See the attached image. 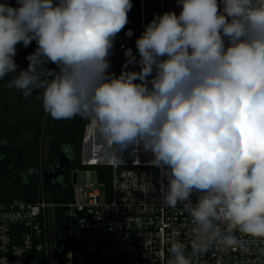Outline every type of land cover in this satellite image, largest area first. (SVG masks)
<instances>
[{"label": "clouds", "instance_id": "1", "mask_svg": "<svg viewBox=\"0 0 264 264\" xmlns=\"http://www.w3.org/2000/svg\"><path fill=\"white\" fill-rule=\"evenodd\" d=\"M16 3H0V79L14 74L9 86L39 93L54 120L79 116L116 150L153 154L163 204L192 225L168 264L264 242V0H177L179 15L154 16L136 40L138 60L125 51L124 68L140 70L119 76L109 55L132 0ZM33 41L17 72L16 45Z\"/></svg>", "mask_w": 264, "mask_h": 264}, {"label": "built area", "instance_id": "2", "mask_svg": "<svg viewBox=\"0 0 264 264\" xmlns=\"http://www.w3.org/2000/svg\"><path fill=\"white\" fill-rule=\"evenodd\" d=\"M139 5V18L128 19L109 55V72L115 75L127 49L139 59L135 42L148 24L145 0ZM170 11L179 15L177 0L157 1V16ZM132 24H137V31ZM153 160L142 144L120 149L115 158L111 145L89 121L80 162L110 166V188L98 179L99 187L77 183L74 170L71 200L55 202L49 197V178L42 165L35 201L0 202V264H168L170 243L177 239L189 243L191 218L182 206L163 204L161 189L167 187V178ZM197 197L193 194V200ZM193 264H264V242L252 245L247 254L212 250L195 257Z\"/></svg>", "mask_w": 264, "mask_h": 264}, {"label": "trees", "instance_id": "3", "mask_svg": "<svg viewBox=\"0 0 264 264\" xmlns=\"http://www.w3.org/2000/svg\"><path fill=\"white\" fill-rule=\"evenodd\" d=\"M157 1L145 0L148 23L157 16L148 14V10H157ZM0 3L18 7L16 0H0ZM132 5L128 19L135 20L140 15L139 0H132ZM28 47L33 53L37 44L33 41ZM124 64L125 62L118 64L116 76L123 70H140L138 65H129L125 69ZM46 67L57 68L52 63ZM9 75L0 79V202L10 205L20 201H35L39 194V174L42 165L47 173L51 174L48 192L50 199L55 202L71 200L72 173L78 168L94 169L98 181L109 189L110 166L85 165L80 162L82 136L89 120L79 116L54 120L44 112L39 103L35 105L31 102L33 105L29 109L26 104H17L14 100L11 102V91L7 84ZM45 146L48 149L46 162L43 157ZM57 222H60L58 217Z\"/></svg>", "mask_w": 264, "mask_h": 264}, {"label": "rangeland", "instance_id": "4", "mask_svg": "<svg viewBox=\"0 0 264 264\" xmlns=\"http://www.w3.org/2000/svg\"><path fill=\"white\" fill-rule=\"evenodd\" d=\"M148 14H149V16H153L154 14H156V11L148 10ZM132 21L135 22V21H137V19L132 20ZM132 27L135 31H137V24H132ZM30 54H32V53H31L29 47L25 48L22 43L16 45V55L14 57V60H15L16 64L18 65L17 72H19L20 70H27L28 63H29V61L27 60V57ZM13 75L14 74H10L8 77V80H7L8 86H9L11 79L13 78ZM9 89L11 91V93H10L11 102H12V100H14V102L17 104H22V105L26 104L29 109H31V106L33 105V104H31V102L35 103V105L40 104L39 106H42V102H41L39 93H33V95H31L30 97L25 98L22 95V92L20 90L16 89L15 87L9 86ZM34 98L37 100H35ZM37 103H39V104H37ZM47 145H48V143H47ZM111 152L113 153L115 158H117L118 151L114 148V146H111ZM47 154H48V149H47V146H45L44 155H43L44 162H46V160H47ZM88 170L89 171L86 172V169L78 168L75 171L77 183L92 182V183H94V186L99 187V185L96 183L97 174H96L95 170L92 168H89Z\"/></svg>", "mask_w": 264, "mask_h": 264}, {"label": "water", "instance_id": "5", "mask_svg": "<svg viewBox=\"0 0 264 264\" xmlns=\"http://www.w3.org/2000/svg\"><path fill=\"white\" fill-rule=\"evenodd\" d=\"M48 178H51V174L47 173ZM75 180V174L72 175V181Z\"/></svg>", "mask_w": 264, "mask_h": 264}]
</instances>
